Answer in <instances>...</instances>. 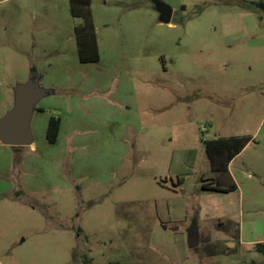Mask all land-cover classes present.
I'll return each instance as SVG.
<instances>
[{"label": "rangeland", "instance_id": "rangeland-1", "mask_svg": "<svg viewBox=\"0 0 264 264\" xmlns=\"http://www.w3.org/2000/svg\"><path fill=\"white\" fill-rule=\"evenodd\" d=\"M90 1L91 63L68 0L0 4V118L31 72L51 91L33 144H0V264H264V0ZM230 137L251 141L213 173L204 142Z\"/></svg>", "mask_w": 264, "mask_h": 264}, {"label": "trees", "instance_id": "trees-1", "mask_svg": "<svg viewBox=\"0 0 264 264\" xmlns=\"http://www.w3.org/2000/svg\"><path fill=\"white\" fill-rule=\"evenodd\" d=\"M71 17L80 19L81 23L74 28L78 59L81 63L98 61V48L94 26L91 18L90 0H68ZM252 6L264 11V1L251 3ZM37 111H40L36 108ZM60 126V120L50 117L45 132L46 140L55 143ZM251 141L248 137H230L212 139L204 142V151L213 173L226 174L230 162ZM203 189L228 193L235 190L231 185L227 188L202 185ZM253 250L264 257V243H257Z\"/></svg>", "mask_w": 264, "mask_h": 264}, {"label": "water", "instance_id": "water-1", "mask_svg": "<svg viewBox=\"0 0 264 264\" xmlns=\"http://www.w3.org/2000/svg\"><path fill=\"white\" fill-rule=\"evenodd\" d=\"M154 9L160 23H170L172 9L169 6L155 1ZM12 94L11 109L0 118V144L12 148L29 147L33 144L31 121L36 106L51 95V91L41 88L36 73L31 72L26 82L15 85ZM186 245L190 250H196L199 245V233L195 225L188 229Z\"/></svg>", "mask_w": 264, "mask_h": 264}, {"label": "crops", "instance_id": "crops-1", "mask_svg": "<svg viewBox=\"0 0 264 264\" xmlns=\"http://www.w3.org/2000/svg\"><path fill=\"white\" fill-rule=\"evenodd\" d=\"M6 1H8V0H0V4L5 3ZM11 148H12V147H11ZM12 168H15L14 163H12ZM235 189H236V187H235Z\"/></svg>", "mask_w": 264, "mask_h": 264}]
</instances>
